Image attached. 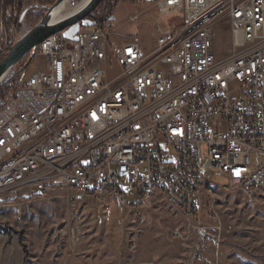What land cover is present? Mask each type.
<instances>
[{"label": "built area", "instance_id": "1", "mask_svg": "<svg viewBox=\"0 0 264 264\" xmlns=\"http://www.w3.org/2000/svg\"><path fill=\"white\" fill-rule=\"evenodd\" d=\"M4 3L0 61L22 33ZM154 6L169 20L149 51L112 44L95 25L76 41L43 40L44 68L3 95L21 69L11 70L0 85V198L63 189L127 207L158 192L196 218L217 187L264 197V0Z\"/></svg>", "mask_w": 264, "mask_h": 264}, {"label": "rangeland", "instance_id": "2", "mask_svg": "<svg viewBox=\"0 0 264 264\" xmlns=\"http://www.w3.org/2000/svg\"><path fill=\"white\" fill-rule=\"evenodd\" d=\"M34 1L23 0L22 12L28 11L22 33L46 13L47 5ZM109 18L112 44L139 41L146 51L156 24L165 27L169 20L158 19L154 2L146 1L120 3ZM29 55L15 65L21 70L14 80L23 71L26 79L44 68L43 58L35 53L29 61ZM215 180L226 184L223 178ZM152 195L148 205L127 207L112 198L99 202L63 189L41 198L2 197L0 264H264V197L251 204L244 192L217 187L211 196H202L199 215L192 218L160 193ZM211 210L216 214L209 215Z\"/></svg>", "mask_w": 264, "mask_h": 264}, {"label": "water", "instance_id": "3", "mask_svg": "<svg viewBox=\"0 0 264 264\" xmlns=\"http://www.w3.org/2000/svg\"><path fill=\"white\" fill-rule=\"evenodd\" d=\"M66 0H55L51 5L44 6L46 13L33 26L25 30L16 37L7 56L0 61V85L8 77L15 65L27 54L29 61L35 55L36 47L51 35L62 32L66 39L76 41L77 34L81 27H94L96 22L89 18L90 14L97 8L101 0H88L77 11L53 20L54 11ZM28 10L25 9L17 23V28H21L22 20Z\"/></svg>", "mask_w": 264, "mask_h": 264}, {"label": "trees", "instance_id": "4", "mask_svg": "<svg viewBox=\"0 0 264 264\" xmlns=\"http://www.w3.org/2000/svg\"><path fill=\"white\" fill-rule=\"evenodd\" d=\"M55 0H35L36 4L49 5L52 4ZM154 2L155 0H101L97 8L90 14L89 18L96 22V25L101 28L108 27V22L110 21L109 16L115 6L120 3H134V2ZM23 10V0H6L4 5V16L6 22H13L17 25L20 15ZM43 14H40L36 19L42 18ZM36 20V21H37ZM107 25V27H106ZM18 85V80L10 78L7 84L4 86L2 93L7 94Z\"/></svg>", "mask_w": 264, "mask_h": 264}, {"label": "bare ground", "instance_id": "5", "mask_svg": "<svg viewBox=\"0 0 264 264\" xmlns=\"http://www.w3.org/2000/svg\"><path fill=\"white\" fill-rule=\"evenodd\" d=\"M73 0H66L59 8L54 11L53 20L67 16L80 9L88 0H80L78 3L71 5Z\"/></svg>", "mask_w": 264, "mask_h": 264}, {"label": "crops", "instance_id": "6", "mask_svg": "<svg viewBox=\"0 0 264 264\" xmlns=\"http://www.w3.org/2000/svg\"><path fill=\"white\" fill-rule=\"evenodd\" d=\"M77 195V194H76Z\"/></svg>", "mask_w": 264, "mask_h": 264}]
</instances>
